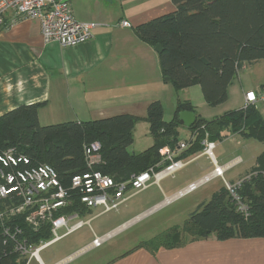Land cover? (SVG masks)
I'll return each mask as SVG.
<instances>
[{
    "label": "trees",
    "instance_id": "16d2710c",
    "mask_svg": "<svg viewBox=\"0 0 264 264\" xmlns=\"http://www.w3.org/2000/svg\"><path fill=\"white\" fill-rule=\"evenodd\" d=\"M175 9L136 27L145 41L163 50L159 53L164 77H169L176 89L200 85L209 105L228 99V88L245 62L264 59V0H172ZM38 103L20 105L0 116V153L13 147L30 157L34 165L51 164L64 184L72 175L87 171L84 148L100 141L102 161L93 169L112 176L116 182L126 181L144 171H159L168 161L160 163V150L175 149L179 126L178 114L193 110L190 102H177L172 120L164 119V105L153 101L145 116L150 126L153 144L142 152H130L134 143V127L140 117L128 113L85 120L42 125ZM206 124V125H205ZM210 140L241 134L264 143V117L256 106L228 111L208 120L197 118L189 128H199ZM227 133H224V132ZM203 145V144H202ZM204 146V145H203ZM198 151L191 145L185 156ZM178 156L177 159H184ZM185 157V158H187ZM185 160V159H184ZM255 173L239 189L248 204V211L237 208L225 186L215 191L209 200L200 203L183 224H176L159 235L143 240L138 246L152 251L176 247L189 240L214 234L219 240L264 237V150L247 172ZM92 212L76 198L64 212ZM24 235L31 242L52 237L50 224L33 229L22 220ZM2 233L0 225V264H25L26 258L14 251V245Z\"/></svg>",
    "mask_w": 264,
    "mask_h": 264
},
{
    "label": "crops",
    "instance_id": "0c3cea01",
    "mask_svg": "<svg viewBox=\"0 0 264 264\" xmlns=\"http://www.w3.org/2000/svg\"><path fill=\"white\" fill-rule=\"evenodd\" d=\"M70 3L77 20L101 24L90 40L71 46L45 42L40 21L18 17L12 10L5 13L0 25V116L20 105L38 103L42 125L128 113L140 117L134 129L144 120L145 129L150 132L145 118L147 107L158 100L165 105L172 93V82L163 76L156 46L143 40L136 27L172 12L175 9L172 0H70ZM122 20L130 26L121 25ZM263 87L264 81L259 89ZM198 157L200 154L184 159L188 165ZM214 157L224 167L238 159L220 164ZM201 165L197 162L191 172L199 169L206 173L193 175L183 185L212 173L214 165L210 158L207 165ZM235 166L236 163L226 168L225 174ZM168 188L173 191L176 186ZM165 198L166 195L143 215L166 206ZM202 201L196 200L185 215ZM183 237L186 240L183 244L162 246L155 251L138 246L147 239L137 240L131 248L103 264H264V237L228 240H219L214 234L194 240H189L186 234ZM92 241L67 255V248H62L57 254L63 256L54 264H65L79 253L96 248Z\"/></svg>",
    "mask_w": 264,
    "mask_h": 264
},
{
    "label": "built area",
    "instance_id": "2783aa9c",
    "mask_svg": "<svg viewBox=\"0 0 264 264\" xmlns=\"http://www.w3.org/2000/svg\"><path fill=\"white\" fill-rule=\"evenodd\" d=\"M14 11L18 17L40 21L42 36L45 42H58L62 46H71L90 40L94 30L100 26L97 22H85L76 19L70 0H0V25L4 22L5 13ZM122 25L130 26L126 20ZM243 107L264 105V87L258 91L249 89L244 91ZM204 153L210 156L214 165L212 173L192 181L165 198V203L184 197L215 177H221L224 186L235 201L237 208L248 211V204L239 195V189L244 182L255 173L245 174L235 181L225 178L227 167L216 161L213 149L216 143L205 139ZM187 143H178V150L186 148ZM102 144L94 141L85 145L84 155L88 170L72 175L69 182L64 184L54 166L48 163L34 165L27 155L16 151L13 147L0 153V225L6 238L14 245V251L26 258L25 264L36 260L38 264H45L40 252L64 237L74 233L86 225H91V218L84 219L78 210L64 212L77 198L86 208L93 210L101 207V213L117 210L127 199L131 191L145 189L153 182L160 184L167 176L174 175L176 171L187 165V160L177 159L166 149V161L159 171L153 168L134 175L131 179L116 182L115 179L93 169L94 163L100 154ZM164 203V204H165ZM16 220H22L33 229L50 224L52 237L48 240L31 242L24 235V228ZM91 227V226H90ZM93 230V228L91 227ZM93 247H100L109 235L98 236L94 231Z\"/></svg>",
    "mask_w": 264,
    "mask_h": 264
},
{
    "label": "rangeland",
    "instance_id": "374dc122",
    "mask_svg": "<svg viewBox=\"0 0 264 264\" xmlns=\"http://www.w3.org/2000/svg\"><path fill=\"white\" fill-rule=\"evenodd\" d=\"M166 78L167 77H165V79ZM167 81L171 80L168 79ZM263 81L264 59L245 62L244 66L238 71L229 85L228 99L215 106L209 105L206 102L200 85L176 89L171 81L172 93L164 105V119L167 121L172 120L177 102L180 99L183 102L187 100L186 102L191 103L193 111H195L196 114V119L205 118L212 120L228 111L242 108L245 105L243 90L253 89L258 91ZM257 108L264 117V105L258 104ZM142 121H140L141 124L134 129V143L129 147L132 153L142 152L154 142L151 133L149 130L147 131V129H145V124H143L146 121ZM205 125L201 126L204 130L207 127ZM198 130L199 128L190 129L189 126H179L177 143L186 142V148L181 150H178L177 146L175 149H171L170 147L167 148L172 155L181 157L187 154L185 153L186 150L192 145L198 152L191 153L190 157L200 154V158L198 157L199 159L194 163L192 162V164L185 165L176 171L174 175L163 178L160 184L153 182V179L152 183H150L147 188L129 192L126 201L122 203L117 210L98 214L101 212V207L94 208L84 219L91 218L90 226L98 236L109 235V237L100 247L85 250L65 264H103L131 248L137 240L149 239L161 234L176 224H183L184 219L187 218L192 211L186 213V215L185 212H188V210L192 208L196 200H209L213 191L224 185V181L221 177L211 179L192 193L143 215L164 200L165 195L171 196L176 189L186 186L185 184L183 185V183L189 180L193 175L201 172L206 173V171L199 169L194 171V174L191 172V170H193L192 168L196 167L197 162L202 165H207L208 159L210 158L208 154L203 153L205 149L203 141L205 139L210 140V132L205 130V134L201 135ZM224 133L227 132L225 131ZM214 142L216 145L213 149V154L220 164L236 157L241 159L232 170L226 172L225 177L228 180L243 171L251 169L256 163L257 156L264 150L263 142L254 137H244L238 133L229 134L228 137L217 139ZM165 152L166 149L163 150V153ZM163 153L160 152L161 161L159 164L166 161V156ZM96 159L98 162H101L102 153H100ZM168 186H176V189L169 191ZM90 226L86 225L64 237L59 242L43 249L40 252V256L45 264H54L59 261L63 254L58 255L57 252L64 247L67 248V255L77 252L78 249L89 244L94 238V233ZM32 264L38 263L36 260H33Z\"/></svg>",
    "mask_w": 264,
    "mask_h": 264
},
{
    "label": "water",
    "instance_id": "95a60500",
    "mask_svg": "<svg viewBox=\"0 0 264 264\" xmlns=\"http://www.w3.org/2000/svg\"><path fill=\"white\" fill-rule=\"evenodd\" d=\"M156 50L160 53L163 50V48L159 44V45L156 46ZM166 79L168 80L169 77H167ZM178 117H179V120L181 121V123L184 126H190L196 120V114H195V111H193V110H183V111H180Z\"/></svg>",
    "mask_w": 264,
    "mask_h": 264
}]
</instances>
